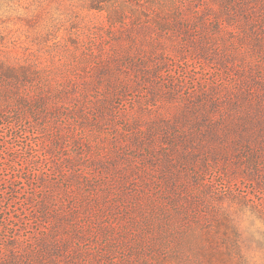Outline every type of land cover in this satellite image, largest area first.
<instances>
[{
  "label": "rangeland",
  "instance_id": "obj_1",
  "mask_svg": "<svg viewBox=\"0 0 264 264\" xmlns=\"http://www.w3.org/2000/svg\"><path fill=\"white\" fill-rule=\"evenodd\" d=\"M181 3L199 18L200 42L211 41L215 0H155L150 14L157 22ZM88 4L0 0V264H264L260 145L234 136L189 143L186 125L182 140L165 143L173 129L162 112L173 116L177 100L221 80L219 70L166 55L157 98L155 78L132 71L115 118L88 115L105 84L96 70L115 43L107 12ZM170 37L173 52L184 37Z\"/></svg>",
  "mask_w": 264,
  "mask_h": 264
},
{
  "label": "trees",
  "instance_id": "obj_2",
  "mask_svg": "<svg viewBox=\"0 0 264 264\" xmlns=\"http://www.w3.org/2000/svg\"><path fill=\"white\" fill-rule=\"evenodd\" d=\"M126 1L123 5L120 4L121 0H88L89 8L107 12L109 27L114 32L112 39L115 40V43L105 47L109 52V63L96 70L94 77L103 79L105 84L96 86L97 91L103 95L94 107L85 108L89 109L88 115L97 109L100 113L97 116L101 119H107L110 115L115 118V109L118 107L114 100L116 97H124L127 90L131 89L129 79L132 71L155 78L151 94L157 95V98L158 93L164 89L160 83V75L165 71L162 70L163 66L169 62L166 55L179 54L181 58H193L215 65L221 74V80L217 79L207 86H196V90H190L187 96H181L183 100H177L173 116L171 112H162V116L167 118L162 120L163 124L173 129L164 134L165 143L175 145L173 138L182 140V133L185 132L182 128L186 125L189 126L186 136L189 134L193 137L189 143L200 141L197 138L221 141L224 137L234 136L235 142L258 143V153L264 154V92L260 91L264 89V0H215L212 6H216L213 12L216 20L212 29L217 34L205 43L200 42L196 34V19L199 18L188 19L190 15L186 10L189 5L181 3L173 9L175 13L169 17H159L156 22L150 14L155 0ZM127 7L134 9L133 17L126 16ZM177 10H182L183 14L180 16ZM167 34L171 37H184L182 42L172 43L170 47L173 52L167 48ZM121 60L126 62L130 71L129 78L126 73L120 74ZM223 72H227L230 78L225 79ZM230 79L235 82L231 86ZM240 79L243 84H240ZM166 83L170 84L168 92L179 89L176 87V80L169 79ZM171 98L173 101L174 98ZM161 100L162 97H159L155 102ZM77 115L87 124L93 121L84 113V108L79 107ZM41 118L44 119L45 115L40 113L37 119ZM153 141L154 138L151 143ZM153 146L156 148L157 144ZM67 162L74 164L70 160ZM258 162L256 157L253 158V164ZM40 182L45 185L47 181L40 178ZM41 208L44 214L47 213L45 203L41 204Z\"/></svg>",
  "mask_w": 264,
  "mask_h": 264
}]
</instances>
